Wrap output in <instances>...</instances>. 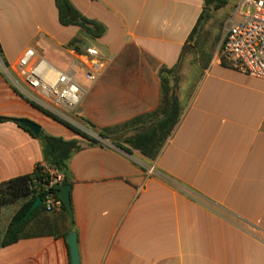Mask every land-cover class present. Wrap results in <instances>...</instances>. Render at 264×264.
<instances>
[{
  "label": "crops",
  "instance_id": "obj_1",
  "mask_svg": "<svg viewBox=\"0 0 264 264\" xmlns=\"http://www.w3.org/2000/svg\"><path fill=\"white\" fill-rule=\"evenodd\" d=\"M68 2L97 35L62 24L56 0H0V186L51 168L43 141L15 120L80 147L69 161L73 223L63 207L40 210L26 237L0 244V264H72V232L80 264H264V80L218 61L219 32L216 45H202L216 12L226 24L238 0L219 9L206 0ZM29 48L75 71L82 95L73 117L102 140L16 88L4 65L14 72ZM89 48L105 62L93 81ZM163 69L179 72L181 114L151 160L126 140L170 108ZM30 200L0 205V237Z\"/></svg>",
  "mask_w": 264,
  "mask_h": 264
},
{
  "label": "built area",
  "instance_id": "obj_2",
  "mask_svg": "<svg viewBox=\"0 0 264 264\" xmlns=\"http://www.w3.org/2000/svg\"><path fill=\"white\" fill-rule=\"evenodd\" d=\"M87 56L90 70L85 76L93 81L105 68V62L96 48H89ZM217 59L249 77L264 80V0H238L225 24ZM4 68L16 88L35 106L102 140L73 117L82 95L74 70L57 68L33 48L20 57L14 72L5 65ZM44 173L47 183L39 190L43 195L42 204L46 212H55L63 207L56 191L63 186L64 178L55 168H46Z\"/></svg>",
  "mask_w": 264,
  "mask_h": 264
},
{
  "label": "trees",
  "instance_id": "obj_3",
  "mask_svg": "<svg viewBox=\"0 0 264 264\" xmlns=\"http://www.w3.org/2000/svg\"><path fill=\"white\" fill-rule=\"evenodd\" d=\"M56 1L60 12V19L62 24H75L80 26L82 29L92 34L93 36L98 34L96 32L98 26L83 18L71 6L68 0ZM230 1L231 0H206L208 4H213L217 9L224 7ZM88 24H93V27H88ZM165 73L168 74V77H172L175 73L173 70L170 71L166 69H163L161 72L164 98L167 97L170 104V108L164 113L163 119L156 122L151 127L142 129L133 137L128 138L126 140V143L129 144L133 149L140 151L142 155L151 160H155L157 158L163 144L178 124L181 114L179 99L175 92V85L172 87L169 85L171 80L168 77H164ZM47 114L50 115L49 113ZM56 119L62 122L63 124L71 127L69 124L63 122L62 120L58 118ZM15 122L18 123V120H15ZM19 125L29 131V129H27L26 127L22 126L21 124ZM74 130L77 131L76 129ZM77 132L80 133V131ZM101 135L103 138H106L103 133ZM37 138H40L43 141V154L46 163L51 168H55L57 172L63 176V185H71L72 187V178L70 174L69 161L74 155V153L79 150L80 147L78 143L75 141H66L59 137L46 135L42 131L37 136ZM126 150L129 151V148H126ZM46 168L47 167L43 165H38L32 174L15 177L1 184L0 205L2 206L10 205L24 197H31V200L27 204H25L22 209L15 215L13 221L10 223L3 236L0 237L1 245H10L17 242L21 238L26 237V225L40 210H45L44 205L42 204L38 206L27 219H23V217L29 211L37 197H43L42 193L39 190L42 189L47 183V181L45 180L47 175L44 173V170ZM62 206L63 209H65L63 203Z\"/></svg>",
  "mask_w": 264,
  "mask_h": 264
},
{
  "label": "water",
  "instance_id": "obj_4",
  "mask_svg": "<svg viewBox=\"0 0 264 264\" xmlns=\"http://www.w3.org/2000/svg\"><path fill=\"white\" fill-rule=\"evenodd\" d=\"M18 123L22 126L29 129V131L35 135L38 136L41 133V127L27 119H20L18 120ZM71 185H63L59 187L56 191L58 197L61 199L62 203L65 206V209L67 210L70 220L73 223V210L71 205ZM42 205V199L41 197H37L29 211L26 213V215L23 217V219H27L31 213L38 207ZM67 241L70 247V253H71V260L72 264H80V254H79V247H78V239H77V233L72 232L68 235Z\"/></svg>",
  "mask_w": 264,
  "mask_h": 264
},
{
  "label": "rangeland",
  "instance_id": "obj_5",
  "mask_svg": "<svg viewBox=\"0 0 264 264\" xmlns=\"http://www.w3.org/2000/svg\"><path fill=\"white\" fill-rule=\"evenodd\" d=\"M231 7L232 6H228V8H231ZM216 13H217L216 18L211 20V22H209L207 28H205L204 33H203L205 40H204V43L202 42V45L205 46V48H208L212 44H213V46L216 45L214 43V39L217 37L218 32L222 36V39H223L224 34H225V22H222V21H225L226 16L224 17V16L220 15L219 10ZM221 23H222V25H221ZM217 53H218V49H215L214 54L217 55ZM77 79H78V77H77ZM180 80L181 79L179 76V72L175 73V75L172 76V82L175 85V92H176V89L178 87V83L180 82Z\"/></svg>",
  "mask_w": 264,
  "mask_h": 264
}]
</instances>
